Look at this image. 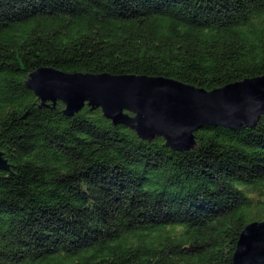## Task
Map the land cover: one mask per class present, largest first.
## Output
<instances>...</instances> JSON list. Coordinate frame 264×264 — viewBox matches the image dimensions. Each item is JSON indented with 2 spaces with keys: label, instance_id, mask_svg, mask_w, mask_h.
<instances>
[{
  "label": "trees",
  "instance_id": "obj_1",
  "mask_svg": "<svg viewBox=\"0 0 264 264\" xmlns=\"http://www.w3.org/2000/svg\"><path fill=\"white\" fill-rule=\"evenodd\" d=\"M264 75V0H0V264H235L264 219V114L175 150L101 107L41 104L33 71Z\"/></svg>",
  "mask_w": 264,
  "mask_h": 264
},
{
  "label": "water",
  "instance_id": "obj_2",
  "mask_svg": "<svg viewBox=\"0 0 264 264\" xmlns=\"http://www.w3.org/2000/svg\"><path fill=\"white\" fill-rule=\"evenodd\" d=\"M26 85L41 104L61 100L69 115L86 104L101 107L114 124L123 123L147 140L157 136L175 150L196 146L195 131L205 125L255 126L264 114V75L213 90L163 76L69 73L40 67ZM13 165L0 150V168ZM235 264H264V219L249 222L233 254Z\"/></svg>",
  "mask_w": 264,
  "mask_h": 264
}]
</instances>
